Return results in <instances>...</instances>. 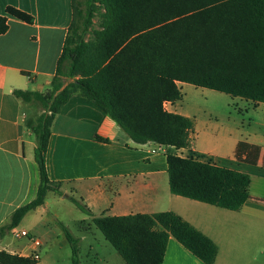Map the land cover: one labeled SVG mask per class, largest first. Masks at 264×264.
I'll list each match as a JSON object with an SVG mask.
<instances>
[{
    "label": "trees",
    "instance_id": "16d2710c",
    "mask_svg": "<svg viewBox=\"0 0 264 264\" xmlns=\"http://www.w3.org/2000/svg\"><path fill=\"white\" fill-rule=\"evenodd\" d=\"M79 5L73 0L74 20L51 89L14 91L17 98L43 107L33 127L40 184L36 198L0 228V238L28 212L44 206L49 191L64 195L62 184L49 178L46 158L53 123L74 95L98 105L137 145L178 150H192L195 131V119L165 108L183 99L179 83L264 104V0H89L84 25ZM6 12L34 23L31 14L15 7ZM8 30V17L0 15V35ZM95 140L112 143L100 136ZM261 153V147L241 141L236 158L257 165ZM167 163L174 195L231 211H239L251 197L248 174L201 161L195 154H167ZM68 198L93 218L127 264H163L170 237L205 264L216 262L218 246L174 212L96 216L83 199ZM59 224L71 244L72 263L81 264L80 240ZM38 263L0 252V264Z\"/></svg>",
    "mask_w": 264,
    "mask_h": 264
},
{
    "label": "crops",
    "instance_id": "0c3cea01",
    "mask_svg": "<svg viewBox=\"0 0 264 264\" xmlns=\"http://www.w3.org/2000/svg\"><path fill=\"white\" fill-rule=\"evenodd\" d=\"M10 6L31 14L34 23L8 15ZM0 15L7 16L9 23V30L0 35L1 228L10 223L17 209L36 198L40 184L33 133L40 113L35 103L17 98L14 91L46 93L51 89L74 20L73 0H0ZM179 87L184 95V89L192 86L179 83ZM243 101L249 107L264 109L263 103ZM181 103H166V110L195 119L192 150L155 143L137 145L98 105L74 95L51 129L46 158L49 178L62 184L64 196L83 199L96 216L178 214L218 246L215 264H264V191L254 190V178L264 180V148L257 165L239 162L236 150L242 140L228 134L219 136L213 129L199 133L198 117L183 112ZM96 136L112 143L96 141ZM167 154H195L201 161L248 174L250 199L239 211H231L174 195ZM253 168L256 175L250 173ZM64 196L49 191L44 206L28 212L17 228L0 238V252L23 257L40 253L38 264H49L50 258L52 263L58 261L55 249L71 248L58 223L79 219L78 210ZM86 217L92 224L93 218ZM86 221L81 216L76 222L81 226ZM79 230L83 234L77 238L81 252L89 229ZM23 231L29 237L22 236ZM30 237L39 239L41 246ZM163 264L205 263L170 237Z\"/></svg>",
    "mask_w": 264,
    "mask_h": 264
},
{
    "label": "rangeland",
    "instance_id": "374dc122",
    "mask_svg": "<svg viewBox=\"0 0 264 264\" xmlns=\"http://www.w3.org/2000/svg\"><path fill=\"white\" fill-rule=\"evenodd\" d=\"M80 9L83 11L84 17L79 20L80 24H85V17L88 15L89 0H78ZM95 28L99 24V19H94ZM90 35H88L89 37ZM184 89L182 99V111L190 114L193 117H198V132L204 133L205 130L211 131L219 136L230 135L232 138H237L242 141L253 143V145L264 148V109H255L254 106H248L244 101L217 92L211 89L198 88L194 85ZM38 114L41 113L42 105L35 103ZM206 111V115L204 113ZM207 123L209 128H207ZM202 135V134H201ZM203 136V135H202ZM204 137V136H203ZM254 169V168H253ZM250 172V171H249ZM252 175H256V170L251 171ZM254 190L261 193L264 191V180L261 181L254 178ZM64 196V195H63ZM69 204L85 217L86 223L78 226L79 219L73 218L62 221L73 236L81 238L83 234L80 228L88 230L87 240L81 245L80 261L81 264H126L114 247L106 240L103 233L86 217L87 214L82 212L69 198ZM89 216V215H87ZM61 222V221H59ZM59 224V223H58ZM62 227V226H61ZM63 229V228H62ZM54 255L60 257L58 261L52 263L49 259V264H73L72 249L56 248Z\"/></svg>",
    "mask_w": 264,
    "mask_h": 264
},
{
    "label": "built area",
    "instance_id": "2783aa9c",
    "mask_svg": "<svg viewBox=\"0 0 264 264\" xmlns=\"http://www.w3.org/2000/svg\"><path fill=\"white\" fill-rule=\"evenodd\" d=\"M165 108H166V104H165ZM21 235L22 236H25V237H29V233L26 232V231L21 232ZM30 239L34 242V244L37 247H40L41 246V241L39 239H37L35 237H30ZM32 257L39 262V260H40V253H35V254H33Z\"/></svg>",
    "mask_w": 264,
    "mask_h": 264
},
{
    "label": "water",
    "instance_id": "95a60500",
    "mask_svg": "<svg viewBox=\"0 0 264 264\" xmlns=\"http://www.w3.org/2000/svg\"><path fill=\"white\" fill-rule=\"evenodd\" d=\"M64 197H65V198H68V195H65Z\"/></svg>",
    "mask_w": 264,
    "mask_h": 264
}]
</instances>
